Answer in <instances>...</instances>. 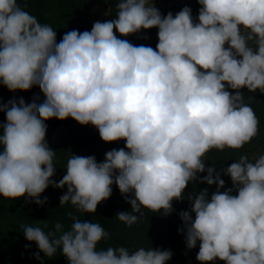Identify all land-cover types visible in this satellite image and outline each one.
Listing matches in <instances>:
<instances>
[{
	"label": "clouds",
	"instance_id": "9594fccd",
	"mask_svg": "<svg viewBox=\"0 0 264 264\" xmlns=\"http://www.w3.org/2000/svg\"><path fill=\"white\" fill-rule=\"evenodd\" d=\"M197 20L185 6L162 16L151 0H118L117 18L94 22L90 31L66 32L57 43L53 27L40 23L18 0H0V83L9 91L38 85L45 99L21 97L0 104V197L33 198L51 184L67 191L60 206L71 204L95 213L113 183L131 205L115 218L131 227L144 209L163 215L172 200L183 199L196 174L217 190L189 196L191 212L181 211L186 247L201 264H264V154L240 155L223 168L232 187L203 157L215 149L238 150L259 132L244 92L264 94V0H197ZM26 7V5H25ZM158 28L156 49L134 46L122 36ZM147 38V37H145ZM227 44V47L225 45ZM74 118L95 126L104 142L126 141L103 162L71 154L57 183L55 151L46 142L50 118ZM233 191L237 195H232ZM131 195H128L130 194ZM70 230L57 235L20 225L39 252L52 257L59 249L68 264H166L170 250L108 247L98 243L109 233L99 223L72 216ZM27 248L28 245H25Z\"/></svg>",
	"mask_w": 264,
	"mask_h": 264
},
{
	"label": "trees",
	"instance_id": "16d2710c",
	"mask_svg": "<svg viewBox=\"0 0 264 264\" xmlns=\"http://www.w3.org/2000/svg\"><path fill=\"white\" fill-rule=\"evenodd\" d=\"M18 3L27 12L34 15L40 23H46L53 27L57 43L61 41L66 32L78 30L82 33L87 29V18L93 6H104L107 13L104 22L117 18L116 4L118 0H18ZM114 32L118 38L128 40L127 36H122L115 29ZM242 91L244 92V102L253 108L259 120V132L250 143L238 150L226 148L223 151H218L213 149L203 157L206 168L215 167V170L221 173V178L225 181L224 188L220 189L221 192L232 187L231 178L223 174V168H227L235 162L234 159H238L240 155L246 154L249 159H252L264 151L260 149L264 146V94L248 92L247 89H242ZM36 96L39 97L36 100L37 103H42L45 99L38 85L32 86L30 90L12 92L0 83V104H6L10 99L18 100L21 97L26 103H31ZM5 122L6 113L0 112V123ZM44 123L47 125L46 142L55 151L54 174L61 172L66 174V163L71 154L83 157L92 155L99 163L104 161L105 153L111 149L125 148L127 150L124 139L104 142L99 131L87 132L88 125H81L72 117L64 120L53 117ZM92 126L90 124L89 128ZM82 127H85L83 134L86 135L80 137L76 132ZM2 131L0 129V134ZM205 175H207V171L197 173L196 180L189 182L182 193L183 199L174 198L172 200L173 211L170 214L165 216L162 214L163 210L153 213L144 209V215L131 227L115 218L119 212L131 211V205L115 183L111 185V196L98 204L95 213L80 212L70 203L60 206L59 198L66 193L67 187L55 188L51 184L40 194L41 200L47 197V202L42 206L37 205L33 198H27L24 204L19 205L14 199L0 197V264H68L67 258L49 257L43 263L31 261L30 258H35L34 254L39 252V249L34 241H28L25 238L20 225L40 227L45 234H48L56 232L55 225L59 222L62 225L60 232L57 233L59 235L70 230L73 223L72 216L81 221L99 223L109 233L107 238L98 243V250L120 246L127 247L130 251L139 247L167 249L172 252V256L166 261V264H186L189 258L197 256L200 241H197L195 248L188 249L186 247L184 234L178 232V228L183 226L179 213L189 211L194 219L195 213L191 212L189 196H194L207 188L210 199L211 194L217 190L215 184L208 185L206 182L200 181V178ZM231 194L237 195V192L233 191ZM25 245L28 247L26 248ZM60 253L61 251L58 249L54 255ZM39 254L41 257L45 256L43 252Z\"/></svg>",
	"mask_w": 264,
	"mask_h": 264
},
{
	"label": "crops",
	"instance_id": "0c3cea01",
	"mask_svg": "<svg viewBox=\"0 0 264 264\" xmlns=\"http://www.w3.org/2000/svg\"><path fill=\"white\" fill-rule=\"evenodd\" d=\"M153 5L159 9L162 16L167 15L168 12H172L173 16L177 12H179L183 7L188 6L192 10V17L194 20H197L198 17V10L201 7L197 3V0H152ZM149 3H151V0H149ZM106 11L104 6L102 5H96L93 6L89 12L88 18H87V29L88 31L91 30L94 22H104ZM158 28L153 27L151 29H141L139 32L127 35L128 41L132 43L134 46H150L153 49H156V45L158 43ZM147 37V38H145ZM186 264H201L200 261H198L195 258H189L186 261ZM207 264H225V261L216 259L213 262H207Z\"/></svg>",
	"mask_w": 264,
	"mask_h": 264
},
{
	"label": "rangeland",
	"instance_id": "374dc122",
	"mask_svg": "<svg viewBox=\"0 0 264 264\" xmlns=\"http://www.w3.org/2000/svg\"><path fill=\"white\" fill-rule=\"evenodd\" d=\"M225 47H227V44L225 45ZM89 125H90V124H88V127H86V129H87L86 131H87V132H92V133H94V132L98 131V129H97L95 126H92L91 128H89ZM83 128H85V127L79 128L80 131L78 130V132H76V133L78 134V136H80V137L86 135L85 133L83 134V132H84V129H83ZM82 130H83V131H82ZM76 131H77V130H76ZM260 149L264 150V146L261 147ZM261 154H264V151H263ZM64 175H65V173H64V172H61L60 174H54L50 179L58 183V182L63 178ZM66 187H67V186H65V188H66ZM14 201H15L17 204L22 205V204L25 203V201H26V197L17 198V199H14ZM39 255H40V254H39ZM48 258H49V257H45V256L41 257V256H40L39 259H37V258L35 257V258H30V260H31V261H34V262H38V263H43V262H45ZM52 258H55V259H63V258H66V257H65V256L62 254V252H61L60 254H57V255L52 256Z\"/></svg>",
	"mask_w": 264,
	"mask_h": 264
}]
</instances>
